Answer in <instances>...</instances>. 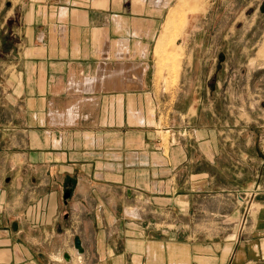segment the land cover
Returning a JSON list of instances; mask_svg holds the SVG:
<instances>
[{
	"label": "crops",
	"instance_id": "0c3cea01",
	"mask_svg": "<svg viewBox=\"0 0 264 264\" xmlns=\"http://www.w3.org/2000/svg\"><path fill=\"white\" fill-rule=\"evenodd\" d=\"M174 1L9 2L0 24L20 13L0 49V264L264 260V191L242 230L233 212L226 242L189 220L263 184L264 151L250 114L221 107V82L158 85Z\"/></svg>",
	"mask_w": 264,
	"mask_h": 264
},
{
	"label": "rangeland",
	"instance_id": "374dc122",
	"mask_svg": "<svg viewBox=\"0 0 264 264\" xmlns=\"http://www.w3.org/2000/svg\"><path fill=\"white\" fill-rule=\"evenodd\" d=\"M10 1L16 4L18 0H0L2 21L7 16ZM174 9L177 14L171 30L173 43L162 53L158 42L156 45L158 85L170 90L180 83L181 78L183 88L190 93L195 91L199 82L207 83L209 88L221 82L223 86L216 96L222 101L221 107L225 103L230 105L229 109L234 110L235 115L243 108L246 115L250 114V127L262 135L260 143L264 151V0H188L186 4L184 0H175L170 12ZM15 12L12 16L15 19L12 18L6 26L0 24V49L13 45L3 41L18 23L19 9ZM257 187L264 191V183L253 185L251 190ZM251 190L246 199L245 193L221 192L220 198H211L206 203L202 216L189 218L193 224L202 220L205 224L219 226L220 232L203 235L204 241L213 237V240L226 242L232 233L229 226L239 220L238 214L233 212L239 207L245 211V200H249L248 206L252 204L251 210L256 209ZM246 220L240 217V230ZM241 237L242 234L237 235L238 240ZM251 264H264V260Z\"/></svg>",
	"mask_w": 264,
	"mask_h": 264
},
{
	"label": "bare ground",
	"instance_id": "6f19581e",
	"mask_svg": "<svg viewBox=\"0 0 264 264\" xmlns=\"http://www.w3.org/2000/svg\"><path fill=\"white\" fill-rule=\"evenodd\" d=\"M187 2H188V0H184V4H186ZM177 9H178V7H176V10ZM175 14H177V11H175V9H174V12H173V10L171 11V13L167 19L166 28L164 29L163 34L160 37V40L158 41V48H159V52H161V53L167 51V48L171 45V43H173L172 42L173 36L171 35L172 34L171 30H172V28H174L173 26H174L175 20H176ZM156 52H158V51L156 50Z\"/></svg>",
	"mask_w": 264,
	"mask_h": 264
},
{
	"label": "built area",
	"instance_id": "2783aa9c",
	"mask_svg": "<svg viewBox=\"0 0 264 264\" xmlns=\"http://www.w3.org/2000/svg\"><path fill=\"white\" fill-rule=\"evenodd\" d=\"M258 191H259V189H258V187H257V188H255L254 190H251L250 195L255 196L256 193H257ZM248 192H249V191H247V192L245 193V195H246V197H244L245 199L248 198V197H247ZM244 198H242V200H243ZM245 199H244V200H245ZM245 201H247V202H246L247 207H246V209H245V214H244V217H245V220H246L247 216H248V217L250 216V211H251V208H252V204H250V206H248V204H249V200H245ZM246 221H247V220H246Z\"/></svg>",
	"mask_w": 264,
	"mask_h": 264
},
{
	"label": "water",
	"instance_id": "95a60500",
	"mask_svg": "<svg viewBox=\"0 0 264 264\" xmlns=\"http://www.w3.org/2000/svg\"><path fill=\"white\" fill-rule=\"evenodd\" d=\"M75 246L78 249L79 252L83 251L82 245H81V240L79 237L75 238Z\"/></svg>",
	"mask_w": 264,
	"mask_h": 264
}]
</instances>
